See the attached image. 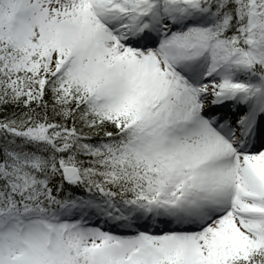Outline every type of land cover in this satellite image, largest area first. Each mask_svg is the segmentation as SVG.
Returning a JSON list of instances; mask_svg holds the SVG:
<instances>
[{"label":"snow or ice","instance_id":"6c2138e0","mask_svg":"<svg viewBox=\"0 0 264 264\" xmlns=\"http://www.w3.org/2000/svg\"><path fill=\"white\" fill-rule=\"evenodd\" d=\"M0 264H264V0H0Z\"/></svg>","mask_w":264,"mask_h":264}]
</instances>
